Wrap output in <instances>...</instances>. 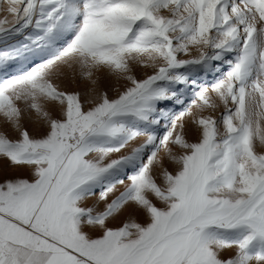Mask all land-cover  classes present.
<instances>
[{"label": "snow or ice", "instance_id": "obj_1", "mask_svg": "<svg viewBox=\"0 0 264 264\" xmlns=\"http://www.w3.org/2000/svg\"><path fill=\"white\" fill-rule=\"evenodd\" d=\"M5 4L0 264H264V0Z\"/></svg>", "mask_w": 264, "mask_h": 264}, {"label": "rangeland", "instance_id": "obj_2", "mask_svg": "<svg viewBox=\"0 0 264 264\" xmlns=\"http://www.w3.org/2000/svg\"><path fill=\"white\" fill-rule=\"evenodd\" d=\"M4 9H6L7 5H3L0 6ZM7 18L9 21H11L12 17L10 15L7 14L6 11H0V19H4ZM197 53L195 52V50H193V56H195ZM182 58H188V57H182ZM144 69L141 68L140 66H134V72L133 74L137 75L136 76H140L143 77L144 75H146V73L149 72L150 70V74H151V69H146L143 71ZM61 72L63 74L64 79L62 80V86L70 92H78L81 95V100L82 102H84L85 107H91L92 103L95 101L96 99V95L93 92V86L91 84V82L89 80L83 79L80 75H79V69H69L67 67L61 69ZM139 72V74H138ZM143 74V75H142ZM149 74V73H148ZM100 77L99 83L97 85V90L98 91H107L108 95L111 97H114L119 91H123L124 90V86H127V82L126 81H121V80H117L115 77H109L107 76L106 73H98L97 74ZM116 79V80H115ZM209 79H211V76H209ZM113 81V83H112ZM118 82L120 84H118ZM122 82V83H121ZM125 82V83H124ZM117 83V84H116ZM116 84V85H115ZM125 84V85H124ZM112 85V86H111ZM116 86V87H113ZM123 85V86H121ZM118 86V87H117ZM123 88V90L121 88ZM116 88V89H115ZM223 111V108L221 106L220 109H218L214 115H216L217 117L220 115V113ZM39 126V120L38 117H36V115L33 113L32 117H31V122H25V127L28 128V130L33 134L36 135V131L35 129ZM13 138H15V136H13ZM191 139V137H190ZM264 150V148H262L261 145H259V143H257V151H261ZM128 152V149H125L123 153L121 154H126ZM160 155L163 157L164 153L163 151H161ZM4 164V168L0 169V179H3L4 176H8V177H15L17 175H23L25 173H23L21 170L18 169H14L11 168L9 166H7V162H0ZM167 166L169 167L170 170L174 169V165H172L171 163L166 161ZM123 191V187L122 186H118L116 192L114 193V195H118L119 192ZM112 197H110L111 199ZM95 199V197L93 198V200ZM100 207H103V204H100Z\"/></svg>", "mask_w": 264, "mask_h": 264}, {"label": "bare ground", "instance_id": "obj_3", "mask_svg": "<svg viewBox=\"0 0 264 264\" xmlns=\"http://www.w3.org/2000/svg\"><path fill=\"white\" fill-rule=\"evenodd\" d=\"M144 70H145V69H144ZM144 70H143V71H144ZM146 71H147V70H146ZM135 72H137V71H135ZM135 72H134V74H135ZM148 73L150 74V70H149ZM148 73H146V74H148ZM138 74H139V72H138ZM136 75H137V73H136ZM142 75H143V74H142ZM137 77H140V76H137ZM115 80H116V79H115ZM121 81H123V80H121ZM112 83H113V81H112ZM121 83H122V82H121ZM124 83H125V82H124ZM116 84H117V83H116ZM116 84H115V85H116ZM118 84H120V83L118 82ZM124 85H125V84H124ZM111 86H112V85H111ZM121 86H123V85H121ZM113 87H116V86L113 85ZM117 87H118V86H117ZM124 87H126V86H124ZM119 88H121V87H119ZM115 89H116V88H115ZM121 89L123 90V88H121Z\"/></svg>", "mask_w": 264, "mask_h": 264}]
</instances>
